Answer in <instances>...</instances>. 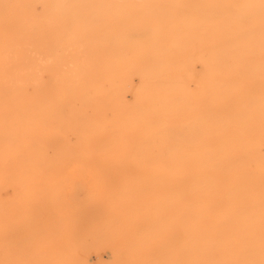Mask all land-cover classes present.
Instances as JSON below:
<instances>
[{
    "label": "rangeland",
    "instance_id": "374dc122",
    "mask_svg": "<svg viewBox=\"0 0 264 264\" xmlns=\"http://www.w3.org/2000/svg\"><path fill=\"white\" fill-rule=\"evenodd\" d=\"M263 38L264 0H0V264H264Z\"/></svg>",
    "mask_w": 264,
    "mask_h": 264
},
{
    "label": "bare ground",
    "instance_id": "6f19581e",
    "mask_svg": "<svg viewBox=\"0 0 264 264\" xmlns=\"http://www.w3.org/2000/svg\"><path fill=\"white\" fill-rule=\"evenodd\" d=\"M184 13V12H183ZM210 16V15H209ZM219 16V15H218ZM202 18V16H200ZM217 17V16H216ZM206 18V17H204ZM250 18V17H248ZM188 21V20H187ZM190 25V24H189ZM192 29L190 26H188L187 28H183L181 26H174V28L171 30V44H170V49L171 50H159L157 53L160 54V55H166L167 53H177V56L176 58H181V60H183L184 62H186L187 64L191 62V35L193 34L192 33ZM210 34V33H209ZM196 35L197 37L199 38L197 41H196V49H197V55L195 54L194 56H196L195 58V62L197 64V66L199 67H202L204 62L202 60L201 57H199L198 53L202 51L203 49V44L200 42V38H203V33L199 30V28L196 29ZM261 35V34H258V36ZM183 37L186 38L185 41H183ZM251 37L249 38V40L251 41ZM254 39V37H253ZM264 39V38H263ZM248 41V40H247ZM249 43V41H248ZM260 43V42H258ZM229 45V44H228ZM244 43L242 44V47H243ZM217 46V45H216ZM216 46L214 47L215 48V51L213 50V52H216ZM227 46V45H226ZM225 46V49L228 50L227 51H223L221 52V54L219 55H216V54H213V52L211 51V55H216V56H221L219 60L222 59V57H224V54L227 52L229 53V51H235L234 49H232L231 47V50L230 48L228 49V47ZM212 46H210L211 48ZM241 47V46H240ZM241 47V49H242ZM251 47V46H250ZM236 48V47H235ZM206 49V48H205ZM204 49V50H205ZM238 49V48H237ZM240 49V48H239ZM246 49V47H245ZM245 49L243 50V52L245 51ZM207 50V51H206ZM205 53L208 52V49H206ZM211 50V49H210ZM238 51V50H237ZM185 52L187 53L189 56L185 59V58H182L180 57L181 54ZM210 53V52H208ZM217 53V52H216ZM236 53V52H235ZM230 54V53H229ZM234 52L232 53L231 56H235L237 58L236 55H233ZM202 55V54H201ZM205 55V54H204ZM211 55L209 54L208 57L210 58ZM238 55V54H237ZM212 56V57H213ZM233 57H229L228 56V59L230 58H233ZM234 57V58H235ZM219 58V57H218ZM225 58V57H224ZM207 60V58H205ZM227 59V60H228ZM205 60V61H206ZM224 60V59H223ZM226 60V59H225ZM238 60V58L236 59V61ZM210 61V59H209ZM233 62V60H231ZM235 59H234V64H236L235 62ZM182 62V61H181ZM226 66H227V61L225 62ZM239 63V62H238ZM133 64V63H131ZM222 64V63H221ZM233 64V63H232ZM231 65H228L229 67L232 66ZM233 64V65H234ZM222 66V65H221ZM223 66H224V61H223ZM228 67V68H229ZM152 68H155L157 70V74H167L168 72V65L165 61V58L162 57V58H158L157 61H155L154 63L150 64V66H146L144 68V73L143 74H152ZM197 69V68H196ZM225 69V68H224ZM229 69H233L232 68H229ZM197 71V70H196ZM260 71V70H258ZM261 72V71H260ZM263 72V70H262ZM261 72V73H262ZM201 73V71H200ZM204 73V72H202ZM201 78V76H200ZM257 99V98H256ZM260 100V99H259ZM257 100V101H259ZM263 102V100H260V102L258 103H261ZM259 108V107H258ZM212 110V109H211ZM244 111V110H243ZM210 112V111H208ZM206 114V113H205ZM208 115V114H207ZM210 115V114H209ZM253 118V117H252ZM211 119V118H210ZM209 119V120H210ZM220 119V118H219ZM218 119V120H219ZM222 120V118H221ZM216 122V121H215ZM218 122V121H217ZM236 125V124H235ZM240 125V124H239ZM239 125H236V126H239ZM242 125V124H241ZM248 130V129H247ZM254 137V136H253ZM235 141V140H234ZM242 148V147H241ZM223 151V150H222ZM223 157V156H222ZM262 159V158H261ZM171 177L168 175L167 177V181L170 180ZM162 194H160V204L157 208L158 210V213L160 215V219H159V223H158V226H157V231L158 232H163V231H168L169 233H171L172 235H184V236H197V235H205V234H218V233H223L224 230H226L225 228H223L221 225H220V222L217 223V218L216 217H212L210 216V212L208 211V202H192V203H182V202H178V201H173V200H168V199H171L172 196L170 197H163ZM173 197H175V195H173ZM165 205L166 206V209L167 208H170V214H173V215H180V216H174V217H162L161 215L162 212L165 210H162V206ZM127 210V209H126ZM125 212V211H124ZM125 214V213H124ZM188 215H194V216H188ZM234 216V215H233ZM241 216V215H240ZM242 217V216H241ZM229 219V218H228ZM232 220V219H231ZM227 221V220H226ZM230 221V220H229ZM111 223V222H110ZM113 224V222H112ZM106 227V225H105ZM100 228V227H99ZM102 228V227H101ZM104 228V227H103ZM107 228V227H106ZM123 228V227H122ZM107 231V229H105ZM105 231V232H106ZM110 233L111 230H109ZM246 231V230H245ZM128 232V231H127ZM98 233V232H97ZM102 233V232H101ZM100 233V234H101ZM99 234V233H98ZM97 234V235H98ZM109 234V233H108ZM111 235V234H110ZM113 236V234H112ZM111 236V237H112ZM114 238V237H113ZM193 238V237H192ZM215 246V245H214ZM128 248V247H127ZM213 248V247H212ZM221 248V247H220ZM240 256V255H239ZM253 256V255H252ZM251 256V257H252ZM156 256L154 255L152 258H147L145 261L147 264H157V262L155 261V258ZM84 259V258H83ZM257 261V260H256ZM258 263V262H257ZM186 264H189V263H186ZM226 264V263H225ZM233 264V263H231ZM256 264V263H255Z\"/></svg>",
    "mask_w": 264,
    "mask_h": 264
}]
</instances>
